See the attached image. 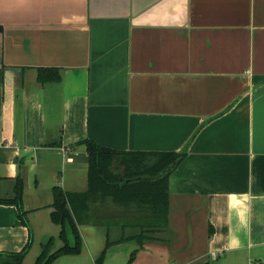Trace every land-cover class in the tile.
Listing matches in <instances>:
<instances>
[{
  "label": "crops",
  "instance_id": "crops-1",
  "mask_svg": "<svg viewBox=\"0 0 264 264\" xmlns=\"http://www.w3.org/2000/svg\"><path fill=\"white\" fill-rule=\"evenodd\" d=\"M85 139L146 152L189 140L153 235L166 242L113 244L103 264L132 251L130 264H264V0H0V199L20 177L25 221L0 204V253L28 245L34 264L57 237L52 189L86 190ZM78 231L80 253L51 264H94L106 233L138 232Z\"/></svg>",
  "mask_w": 264,
  "mask_h": 264
},
{
  "label": "trees",
  "instance_id": "trees-1",
  "mask_svg": "<svg viewBox=\"0 0 264 264\" xmlns=\"http://www.w3.org/2000/svg\"><path fill=\"white\" fill-rule=\"evenodd\" d=\"M50 70V69H49ZM47 69L38 71V80H57L58 74L50 75ZM48 75V77H47ZM179 151L146 152L122 151L103 147L91 140L80 143L85 146L87 162V187L82 192L64 191L55 186L52 189L53 201L50 205V221L57 225V237H46L40 244V252L34 264H51L63 255L79 254L82 240L78 225L82 223L111 226L121 229H137L130 237L111 240L106 233L104 248L94 260V264H103L109 246L126 240L135 241L139 247L143 242H166L165 239L153 238L154 233H164L168 228V188L169 174L178 166L186 155V146ZM22 180L16 178L12 199H0V204H12L18 209V216L23 220L21 209ZM107 203L110 209L107 210ZM103 210L102 213L97 212ZM56 240L61 245L54 248ZM28 245L18 253H0V264H22V258ZM136 251H132L126 264H130ZM194 264H209L208 261Z\"/></svg>",
  "mask_w": 264,
  "mask_h": 264
},
{
  "label": "rangeland",
  "instance_id": "rangeland-1",
  "mask_svg": "<svg viewBox=\"0 0 264 264\" xmlns=\"http://www.w3.org/2000/svg\"><path fill=\"white\" fill-rule=\"evenodd\" d=\"M60 243V242H59ZM60 245H61V243H60ZM60 245H58L57 246V240H56V243H55V245H54V248L53 249H56L57 247H59ZM39 252H40V249H39Z\"/></svg>",
  "mask_w": 264,
  "mask_h": 264
},
{
  "label": "built area",
  "instance_id": "built-area-1",
  "mask_svg": "<svg viewBox=\"0 0 264 264\" xmlns=\"http://www.w3.org/2000/svg\"><path fill=\"white\" fill-rule=\"evenodd\" d=\"M210 256H211V258H214L215 257V254L214 253H211Z\"/></svg>",
  "mask_w": 264,
  "mask_h": 264
}]
</instances>
